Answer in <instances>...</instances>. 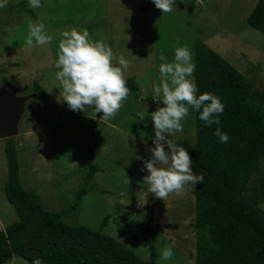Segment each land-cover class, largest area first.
Segmentation results:
<instances>
[{
    "label": "rangeland",
    "instance_id": "374dc122",
    "mask_svg": "<svg viewBox=\"0 0 264 264\" xmlns=\"http://www.w3.org/2000/svg\"><path fill=\"white\" fill-rule=\"evenodd\" d=\"M23 1L8 0L0 8V87L12 84L20 96L33 95L12 138L21 186L38 195L44 211L58 213L87 187L85 176L95 166L93 187L75 212L62 216L64 223L117 239L146 262L149 253L140 226L151 216L150 226L162 230L154 236L157 264H194L193 185L163 201L143 183L148 174L143 161L151 158L154 147L150 113L158 106L153 86L159 83V57L163 53L171 62L179 41V46H188L194 63V43L199 40L264 90V35L246 23L257 0H176L170 13L143 10L152 0H41V7H28L33 16L19 11ZM29 19L46 25L53 37L50 44L34 41L25 47ZM72 27L87 29L94 41L106 42L117 58L123 55L129 61L125 79L136 81L139 95H129L110 121L101 120L102 113L95 114L92 108L70 110L59 94L58 43L61 32ZM114 63L119 66L118 60ZM34 81L48 94L45 101L36 98ZM140 113L145 116L142 121ZM182 123L183 131L168 138L193 147L194 109ZM4 146L5 140H0L1 230L17 220L4 195ZM259 207L264 213V203ZM104 219L106 225L101 227ZM121 229L124 235L119 238ZM166 246L174 251L170 260L161 259ZM4 264L29 263L13 256Z\"/></svg>",
    "mask_w": 264,
    "mask_h": 264
},
{
    "label": "trees",
    "instance_id": "16d2710c",
    "mask_svg": "<svg viewBox=\"0 0 264 264\" xmlns=\"http://www.w3.org/2000/svg\"><path fill=\"white\" fill-rule=\"evenodd\" d=\"M19 9L33 16L28 0L21 2ZM142 9L157 8L152 2ZM246 23L264 35V0L256 1ZM194 64L197 95L211 92L224 105L219 125L205 126L194 109L193 147L185 140L176 142L188 148L194 173L204 177L203 183L193 185L194 264H264V213L259 207L264 203V90L199 40L194 43ZM126 86L130 95L138 98L133 78L126 80ZM8 87L20 94L14 85ZM33 92L39 101L48 98L37 81ZM217 127L229 136L227 143L215 135ZM4 155V195L17 220L0 229V264L13 256L29 264L37 257L42 264H157L154 236L162 230L150 226L151 216L140 226L149 253L146 262L117 239L62 221L66 212L78 209L93 187L95 166L91 165L85 176L87 187L75 193L68 209L50 213L43 210L37 194L21 186L12 139L5 140ZM105 225L106 219L101 227ZM123 235L121 229L118 237Z\"/></svg>",
    "mask_w": 264,
    "mask_h": 264
},
{
    "label": "clouds",
    "instance_id": "9594fccd",
    "mask_svg": "<svg viewBox=\"0 0 264 264\" xmlns=\"http://www.w3.org/2000/svg\"><path fill=\"white\" fill-rule=\"evenodd\" d=\"M162 13H170L176 0H152ZM8 0H0V8L6 7ZM28 7H41V0H28ZM28 33L25 47L45 45L52 42L53 37L46 32V25L41 22L27 23ZM58 59L55 67L59 69L55 77L59 82L62 100L72 111H84L92 108L95 114L102 113L101 120L113 119L127 100L131 90L126 86L125 71L129 61L120 55L118 58L112 48L102 40H93L87 29L61 32L58 43ZM159 83L153 86V100L157 108L150 113L155 133L150 148L151 158L143 161L147 175L143 183L147 191L156 198L167 200L170 194L182 195L186 185L203 183V174L196 175L192 168V160L188 151L168 137L183 131L184 119L189 109L199 111V119L205 126L219 125V116L224 111L221 99L211 92L198 93L193 79L195 64L187 45L174 50V58L169 62L163 53L159 57ZM118 60V65L114 61ZM162 103L163 107L159 106ZM202 109V111H201ZM139 119H145L143 113ZM215 135L221 143H227L229 136L216 128ZM174 255L173 248L166 246L161 250V259L170 260ZM31 264H42L37 257Z\"/></svg>",
    "mask_w": 264,
    "mask_h": 264
},
{
    "label": "water",
    "instance_id": "95a60500",
    "mask_svg": "<svg viewBox=\"0 0 264 264\" xmlns=\"http://www.w3.org/2000/svg\"><path fill=\"white\" fill-rule=\"evenodd\" d=\"M32 96H20L13 87H0V140L12 139L18 134L26 102Z\"/></svg>",
    "mask_w": 264,
    "mask_h": 264
}]
</instances>
